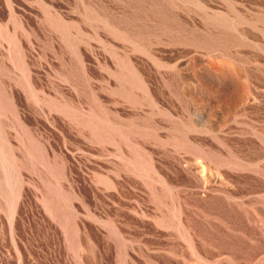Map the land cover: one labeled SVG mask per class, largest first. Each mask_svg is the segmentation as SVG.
Here are the masks:
<instances>
[{
	"label": "rangeland",
	"instance_id": "obj_1",
	"mask_svg": "<svg viewBox=\"0 0 264 264\" xmlns=\"http://www.w3.org/2000/svg\"><path fill=\"white\" fill-rule=\"evenodd\" d=\"M0 264H264V0H0Z\"/></svg>",
	"mask_w": 264,
	"mask_h": 264
}]
</instances>
